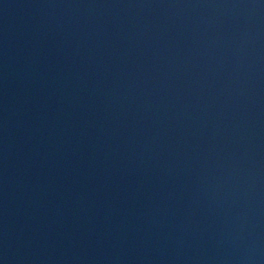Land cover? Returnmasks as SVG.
<instances>
[{
	"label": "water",
	"instance_id": "water-1",
	"mask_svg": "<svg viewBox=\"0 0 264 264\" xmlns=\"http://www.w3.org/2000/svg\"><path fill=\"white\" fill-rule=\"evenodd\" d=\"M0 264H264V0H0Z\"/></svg>",
	"mask_w": 264,
	"mask_h": 264
}]
</instances>
